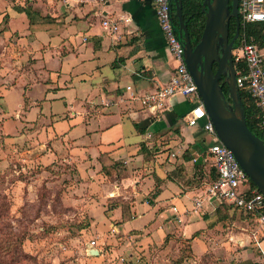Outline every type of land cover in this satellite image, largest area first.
Returning a JSON list of instances; mask_svg holds the SVG:
<instances>
[{"label":"crops","instance_id":"1","mask_svg":"<svg viewBox=\"0 0 264 264\" xmlns=\"http://www.w3.org/2000/svg\"><path fill=\"white\" fill-rule=\"evenodd\" d=\"M2 5L8 20L6 27L23 30L18 41L28 46V51L20 52V59L32 55L31 71L42 86L39 99L44 113L51 108L58 111L54 104L59 100L64 104V113L68 112L56 119L54 147L60 152L69 148L81 162L88 163L78 172L105 177V196L116 201L112 207L105 206L106 218L118 223L111 224L119 231L140 232L148 231V224L155 220L160 231H180L183 235L200 231L195 238L215 227L220 202L203 197L206 187L199 178L203 174L205 178L210 169L206 157L202 174L195 168L202 154L197 146L200 129L189 125L186 115L182 117L189 110L187 100L175 96L166 101V106L154 108L143 105L140 99L144 93L166 84L177 65L154 0H0ZM104 19L117 22L118 30L104 26ZM20 80L7 88V93L26 94L20 90L23 79ZM67 89L73 91L71 97L59 95ZM35 90L34 86L30 92L35 94ZM49 93L54 95L49 97ZM24 101L25 96L13 107L23 106ZM83 102H88L86 112L79 110ZM104 118L103 127L97 124L99 127L93 128V122ZM128 122L130 129L119 132ZM136 124L146 127L147 132L140 133ZM79 125L84 129L73 135ZM94 135L99 139L92 141ZM156 136L160 149L145 159L141 143L152 145ZM93 144L99 148L96 165L92 163L93 154L88 153ZM102 146L105 151L100 149ZM186 150L193 157L189 161L182 157ZM117 161L127 167L128 173L120 174L118 169L109 175L106 169L103 171L104 165L112 166ZM135 162L139 164L133 166ZM179 165L184 167L180 172ZM157 185L159 192L155 191ZM127 188L132 192L130 196L123 195ZM150 192L154 195L151 199L147 198ZM197 200H201L200 205ZM239 213L244 220L258 218ZM261 224L264 228V221ZM258 242L264 251V234Z\"/></svg>","mask_w":264,"mask_h":264},{"label":"rangeland","instance_id":"2","mask_svg":"<svg viewBox=\"0 0 264 264\" xmlns=\"http://www.w3.org/2000/svg\"><path fill=\"white\" fill-rule=\"evenodd\" d=\"M3 6L0 7V264H264V251L258 244L264 234L262 220H244L232 208H223L226 219L219 220L197 238L189 237L193 232L183 235L180 231H160L155 220L148 224V231L117 230L111 222L118 223L105 216V206L112 207L116 202L105 196V177L81 174L78 168L85 169L88 164L85 160L81 162L80 156L72 154L69 148L64 152L55 149L56 119L68 112L64 113L61 108L64 104L59 100L54 104L58 111L51 108L44 113L39 99L43 92L39 90L41 84H37L39 80L31 71L32 55L27 53L25 60L20 59L19 53L28 51V46L18 41L23 30L6 27L8 20ZM11 73L15 76H10ZM20 79H23L20 90L27 95L7 93L6 89ZM34 86L35 94L30 92ZM73 94L70 89L59 93L68 98ZM23 96V106L14 108ZM86 107L88 102H83L79 110L86 112ZM97 124L103 127L105 118L93 122V128L99 127ZM130 127L128 122L118 130L125 133ZM83 129L79 125L72 133ZM118 130L114 129L115 135ZM102 133L105 141V131ZM96 139L99 135H94L92 141ZM103 146L100 149L105 151ZM97 152L99 148L93 144L88 153L93 154L95 165ZM205 157L209 169L212 168L213 161L208 154ZM203 177L201 182L207 187L211 176ZM129 190L123 195L130 196ZM153 196L150 192L147 198Z\"/></svg>","mask_w":264,"mask_h":264},{"label":"built area","instance_id":"3","mask_svg":"<svg viewBox=\"0 0 264 264\" xmlns=\"http://www.w3.org/2000/svg\"><path fill=\"white\" fill-rule=\"evenodd\" d=\"M154 5L168 49L177 65L166 84L140 97L142 104L162 108L166 106V101L175 96L185 98L191 104L186 120L191 126L199 125L211 141L207 154L216 168V177L206 187L203 197L232 205L246 213H254L264 221V193L257 186H251L252 180L233 150L220 139L214 122L207 113L198 85L188 69L184 41L177 34L173 22L171 0H154ZM239 15L242 17L243 32H240V44L233 48L232 54L233 57L246 61L247 70L245 73L236 71L237 85L248 86L262 110L264 125V48L254 42L253 38H248L246 33L248 24L264 21V0H239ZM103 24L113 31L118 30V24L113 20L104 19ZM197 203L200 205L201 200H197Z\"/></svg>","mask_w":264,"mask_h":264},{"label":"water","instance_id":"4","mask_svg":"<svg viewBox=\"0 0 264 264\" xmlns=\"http://www.w3.org/2000/svg\"><path fill=\"white\" fill-rule=\"evenodd\" d=\"M179 17V36L184 41L185 61L198 85L208 115L220 139L233 150L240 165L254 184L264 193V140L247 125L245 108L239 100L233 48L240 35L239 0H205L206 23L201 40L192 45L183 16L182 0H174ZM238 21L237 31L230 39L228 21ZM214 62L218 63L215 71ZM226 74L230 104L220 85ZM94 253H98L94 250Z\"/></svg>","mask_w":264,"mask_h":264},{"label":"trees","instance_id":"5","mask_svg":"<svg viewBox=\"0 0 264 264\" xmlns=\"http://www.w3.org/2000/svg\"><path fill=\"white\" fill-rule=\"evenodd\" d=\"M204 1L205 0H182L183 16H184L185 22L187 24L188 31L190 34V39H191L193 46H196L198 44V42L201 40L203 31H204V27H205V23H206V7H204V5H203ZM171 4H172V9H173V22H174V25L176 27V32L179 35V17H178L177 12H176V4H175L174 0H171ZM241 18L242 17L240 16V22L242 21ZM237 27H238V21L234 17H231L228 21V29H229L230 39H232L234 37V35L237 31ZM240 32H243V26L242 25H240ZM246 33H247L248 38H253L254 42H256L261 48H264V21L248 24V26L246 27ZM239 44H240V39H238L235 42L234 47L235 48L238 47ZM233 58H234V67H235L236 71L238 73L239 72L245 73L247 70L246 61L244 59H237L236 56H234ZM213 68L215 71L217 70V68H218L217 62H214ZM220 85H221L222 91L226 97V100L230 104H232L233 100L230 96L229 85L227 82V75L226 74H224L221 77ZM238 96H239L240 102L242 103L243 107L245 108L247 125L256 135H258L260 138H262L264 140V125L262 124L263 113H262L261 108L257 104V100L252 96L247 85H245L243 87H238ZM187 103L189 104V110H190L191 104L188 101H187ZM188 111H186L185 114L182 115V117H184ZM136 128L140 133H146L147 132V130H146L147 128L142 127L139 124H136ZM198 128L200 129V132L197 134V138L199 139L197 141V146L200 147L202 154L198 159H196L195 168L200 169L201 172L200 171L199 172L202 174L203 161H204L205 155L207 154V149H208L209 144H211V141L206 137V135L203 132V130L201 129V127H198ZM175 130L178 131V128H175ZM157 138H158V136L155 137L152 145H149L145 141L141 143L140 151L142 154H144L145 159H148L149 156H154L157 153V151L160 149L158 144H157V141H156ZM205 152H206V154H205ZM182 157L184 160H187V161H189L193 158L188 150L185 151V153L183 154ZM105 169H106L107 174H109V175H111L113 173V171H117L118 169H119L120 174H122L124 172L128 173L127 167H125L121 161H117L112 166H105L104 165L103 166L104 172H105ZM183 169H184L183 165L178 166L179 172L182 171ZM209 175L211 176L210 177L211 180L215 179L216 168L214 165H212V168H210ZM203 176L204 175H202V177ZM201 181H202V178H199V182H201ZM251 186L256 187V185L254 184L253 181H251ZM155 189H156L155 191L159 192V186L158 185L156 186ZM223 208H232L236 212L237 211L241 212V214H243L245 217H255V216L257 217V215H255L254 213H246L242 210H239L238 208H234L232 205H228L226 203H220L218 210H217L220 221H224L226 219L225 216H223V212L225 213V210H223ZM229 220H232V219H229ZM199 233H200V231H197L193 234V236H198Z\"/></svg>","mask_w":264,"mask_h":264}]
</instances>
